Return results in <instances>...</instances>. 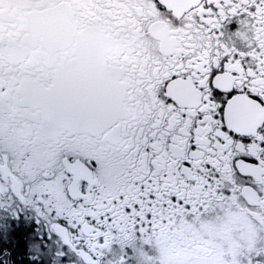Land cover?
Returning <instances> with one entry per match:
<instances>
[{"label": "snow or ice", "instance_id": "snow-or-ice-1", "mask_svg": "<svg viewBox=\"0 0 264 264\" xmlns=\"http://www.w3.org/2000/svg\"><path fill=\"white\" fill-rule=\"evenodd\" d=\"M0 264H264V0H0Z\"/></svg>", "mask_w": 264, "mask_h": 264}]
</instances>
